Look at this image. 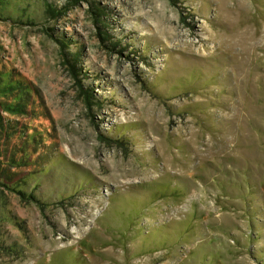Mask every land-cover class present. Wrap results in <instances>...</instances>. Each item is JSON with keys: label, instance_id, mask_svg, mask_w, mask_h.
<instances>
[{"label": "rangeland", "instance_id": "374dc122", "mask_svg": "<svg viewBox=\"0 0 264 264\" xmlns=\"http://www.w3.org/2000/svg\"><path fill=\"white\" fill-rule=\"evenodd\" d=\"M0 264H264V0H0Z\"/></svg>", "mask_w": 264, "mask_h": 264}, {"label": "trees", "instance_id": "16d2710c", "mask_svg": "<svg viewBox=\"0 0 264 264\" xmlns=\"http://www.w3.org/2000/svg\"><path fill=\"white\" fill-rule=\"evenodd\" d=\"M97 16H98L99 18H101V17L103 18V16H102V12H101L100 14H98ZM16 88H17V89H21V88H18V87H16ZM21 194H23V193L21 192Z\"/></svg>", "mask_w": 264, "mask_h": 264}]
</instances>
